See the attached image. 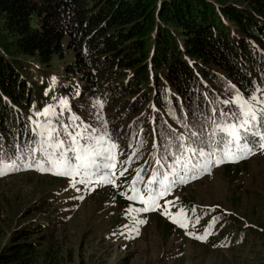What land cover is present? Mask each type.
I'll list each match as a JSON object with an SVG mask.
<instances>
[{
	"label": "trees",
	"instance_id": "16d2710c",
	"mask_svg": "<svg viewBox=\"0 0 264 264\" xmlns=\"http://www.w3.org/2000/svg\"><path fill=\"white\" fill-rule=\"evenodd\" d=\"M65 50L72 53L63 66L70 83L58 91L73 100L56 120L71 124L70 117H79L77 125L106 135L117 145L123 180L144 169L146 188L157 160L171 163L183 151L179 145L199 143L193 132L203 138L223 122L220 112L237 110L224 101L264 98V0H0V150L6 158L44 161L31 151L41 144L31 116L51 98L33 90L25 59L50 66ZM192 209L187 217L194 223L214 214ZM219 217L208 220L204 236L222 230ZM44 225L14 229L0 247V264L54 262L59 252ZM242 239L240 232L220 241Z\"/></svg>",
	"mask_w": 264,
	"mask_h": 264
},
{
	"label": "rangeland",
	"instance_id": "374dc122",
	"mask_svg": "<svg viewBox=\"0 0 264 264\" xmlns=\"http://www.w3.org/2000/svg\"><path fill=\"white\" fill-rule=\"evenodd\" d=\"M70 60L69 50H65L62 59L54 56L50 66L33 58L25 59L26 76L33 90L51 98L38 113L51 106L55 115L50 118L58 129L60 123L55 117L63 115L65 108L61 100L67 102V107L73 100L63 92L65 89L63 93L58 91L59 86L70 83L63 79V66ZM92 104V118L96 122L99 112H94ZM38 113L31 116V121L39 134L42 129L37 124H45L48 118ZM115 172L116 186L90 183L73 187L69 178L37 169L10 171L0 176V247L14 229L40 223L45 224L59 255L54 262L47 258L36 264L264 263V150L257 149L247 158L230 160L195 179L176 184L175 189L158 200L161 208L145 213H129L130 208L144 205L127 199L132 193L118 181V170ZM166 201L174 204L166 205ZM164 207L172 214L181 208L186 213L199 207L214 214L196 223L187 217L188 227L182 228L161 214ZM216 215L222 227L220 232L217 229L219 233L206 236V240L188 234L204 236L206 223ZM136 219L146 223L137 225ZM240 232L244 233L241 242L220 241L224 236L232 239Z\"/></svg>",
	"mask_w": 264,
	"mask_h": 264
},
{
	"label": "snow or ice",
	"instance_id": "6c2138e0",
	"mask_svg": "<svg viewBox=\"0 0 264 264\" xmlns=\"http://www.w3.org/2000/svg\"><path fill=\"white\" fill-rule=\"evenodd\" d=\"M61 105L67 108V102L61 100ZM227 105L232 103L236 111L220 112L223 117L221 122H214V127L210 133H206L203 138L199 133L193 132L191 135L199 140L196 146L181 144L183 149L179 155L171 157V163H164L163 159L157 160V169L153 171L146 185V191L139 190L137 185L143 181L141 173L144 169H139L133 179L127 199L138 201L143 204L141 208H130L128 211L145 213L156 211L161 208L158 200L167 195L173 185L187 182V179H195L203 172L231 158L232 160L244 159L254 154L257 149L264 150V98L253 96L251 101L239 95L232 101H224ZM259 105V107H257ZM259 113V115H258ZM48 118L45 124H37L41 137V144L38 149L31 151L38 152L44 157V161L29 162L25 155L6 158L0 150V176L8 174L10 171L19 170L20 167H35L39 171H49L55 175L69 178L71 186L76 184H111L116 186V163L113 150L117 148L115 143H110L105 136L96 134L91 125H77L79 117L72 116L71 124H61L63 133L53 125L51 116L55 115L54 109L46 108L42 113ZM57 122L59 119L57 117ZM64 138H61V137ZM183 140V137H179ZM215 145V148H213ZM34 159V157H33ZM47 165V166H45ZM160 169H165L161 172ZM126 171V169L124 170ZM124 172H120L122 176ZM158 177H162L158 179ZM155 185V187H152ZM122 195H125L122 193ZM173 201H166V205H173ZM195 212L196 209L191 210ZM162 215L168 216L173 223L182 228H187L185 222L187 215L183 208L176 214H172L168 207H164ZM179 217V219H178ZM198 222V218H197ZM137 225L146 223L144 219H136ZM138 234L139 229H134ZM193 238L206 240V236H196L188 233Z\"/></svg>",
	"mask_w": 264,
	"mask_h": 264
}]
</instances>
